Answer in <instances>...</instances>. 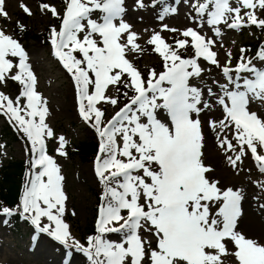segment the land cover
Masks as SVG:
<instances>
[{
	"label": "snow or ice",
	"instance_id": "6c2138e0",
	"mask_svg": "<svg viewBox=\"0 0 264 264\" xmlns=\"http://www.w3.org/2000/svg\"><path fill=\"white\" fill-rule=\"evenodd\" d=\"M150 2L155 5L161 0ZM64 3L62 14L46 2L39 8L60 20L58 28H49L51 54L70 76L79 116L98 138L94 173L104 190L95 232L81 243L63 219L65 177L57 160L48 154L47 141L56 140V152L63 157L68 155V140L57 136L47 123L48 100L37 90L38 78L28 53L3 29L0 83L11 79L21 90L14 99L0 92V115L25 139L30 167L20 204L15 209L0 208V216L19 215L33 226L34 245L46 235L69 249L67 257L74 250L88 264H225L227 257H234L236 264H264V244L237 231L244 191L222 188L212 175L214 169L204 163L205 134L200 119L205 112L221 109L222 118L209 119L208 128L216 134L228 165L238 173L250 154L264 175V118L251 110L257 102L264 106V70L242 57L234 70L222 68L228 83L220 86V93L208 88L209 99H205L204 91L190 81L204 72L200 59L220 66L214 38L196 28L180 30L162 24L145 45L161 58L163 71L151 69L145 78L128 58L142 55L145 47L139 43L141 34L123 19L124 0ZM136 7L144 9V0H136ZM191 7L196 14L193 22L200 29L206 24L217 37L221 25L237 29L249 24L264 29V19L256 15L257 8L264 11V0H238L235 7L230 0H193ZM20 8L26 15H34L26 4L21 3ZM242 10L247 11L241 15ZM176 11L165 6L159 19ZM0 16L9 17L5 0H0ZM18 27L25 30L19 22ZM163 31L181 38L169 44ZM189 47L194 54L185 56ZM257 55L264 60V50ZM121 85L127 102L119 107V97L109 96L108 91L115 88L119 93ZM102 103L119 107L107 121ZM252 183L264 193V182ZM257 208L264 212V203L258 202ZM113 235L118 239H111Z\"/></svg>",
	"mask_w": 264,
	"mask_h": 264
},
{
	"label": "rangeland",
	"instance_id": "374dc122",
	"mask_svg": "<svg viewBox=\"0 0 264 264\" xmlns=\"http://www.w3.org/2000/svg\"><path fill=\"white\" fill-rule=\"evenodd\" d=\"M42 2L55 6L61 14L63 13L65 7L64 0H5V8L9 17L4 18L0 16V29H3L6 34L15 37L17 34L12 30L11 26L13 24L18 26L19 22L20 25L28 24L33 29V32L38 33V35L44 32L46 40L44 42L39 39V36L35 40H28L26 42L20 40L19 42L28 53L29 63L38 78L37 90L48 100L49 115L47 123L53 128L57 136L64 135L68 140V144L66 145L67 156L62 157L57 154L56 140L47 141V152L57 160V163L61 167L62 175L65 177L63 186L67 201L66 213L63 219L70 226L72 235L81 243H86V238L95 232V220L104 186L99 182L94 173V160L97 154L93 158L90 157L87 160H82L76 153L74 146L81 139L92 138L98 141V138L94 130L79 116L73 82L51 54L52 50L48 42L49 28L50 26H57L58 28L60 20L51 16V14L42 13L39 8ZM144 2L146 7L139 9L136 7V0H124L126 14L123 19L133 26L134 31L141 34L142 38L139 43L145 47L144 53L142 55H129L128 58L133 61L135 66L144 74L145 78H147V74L151 69H155L157 73L163 71L161 58L152 52L151 46L145 45V41L149 38L152 31H160L162 24H167L170 28L180 30L188 27L196 28L207 38H214L217 41L213 50L217 53L220 66L211 65L200 59L199 63L204 72L199 79L193 78L190 81L192 86L199 87L204 91L205 99H209L207 96L208 88H212L214 92L220 93V86L228 83L227 78L222 72V68L228 66L234 70L242 57L245 62L251 60L252 65L258 70H264V60H261L257 55V53L264 50V29L249 24H245L237 29H229L227 26L221 25V34L217 37L206 24L200 29L198 22H193V17L196 15L191 7L193 0H161L160 3L155 5L150 0H144ZM21 3L26 4L34 15H26L20 8ZM230 3L235 7L238 0H230ZM165 6L175 8L177 11L175 13L169 12L161 21L159 13ZM244 11L247 10H242L241 15H243ZM256 15L258 18L264 19V11L258 8ZM96 18L97 16L94 15L93 19ZM253 26L255 29L256 27L259 28L257 39H255L257 32L253 30ZM145 29L148 31L145 32ZM162 35L169 44H173L175 39L181 38L177 34L168 31H163ZM250 43L254 47L251 48ZM241 49H245V51L242 53ZM228 53L231 55L229 56ZM193 54L191 47L184 53L185 56ZM13 62L15 63L16 60ZM236 75L235 71H233L232 76L234 79ZM240 75L249 74L241 73ZM249 78L254 77L249 76ZM229 87L231 88L232 85L229 84ZM20 90L21 85L11 79H8L5 83H0V92L13 99L19 94ZM123 91L125 90L122 85L119 93L115 88H110L108 91L109 96L119 97V107H122L127 102V99L122 94ZM131 95L132 93L129 92V96ZM100 107L105 112V121L110 119L119 110V107H114L110 104L102 103ZM251 110L258 112L264 118V106H261L259 102L253 104ZM221 118L222 110L219 108H214L210 113L205 112L200 116L205 134L203 147L204 163L214 169L212 175L214 178L220 180L222 188H245L248 198L254 201L252 203H254V210L258 212L256 213L257 216L260 215L261 217L259 218L264 222V212L259 211L257 208L258 202L264 203V193H261L260 189L252 183V181L264 182V175L259 173L250 154L243 159L240 165L243 169L242 171L236 173L228 165L223 150L218 147L216 134L208 128L209 119L219 120ZM4 122L15 129L7 117L0 115V124ZM207 133L210 135L208 138L206 137ZM27 147L28 145L21 134L17 140L8 143L0 139V165L10 157L25 158L27 156ZM253 197L261 198L257 201ZM73 212L75 215L72 214ZM124 214L126 215V213ZM4 218L0 216V264H64L66 259L70 260V264H72V260L73 264H88L83 254L77 253L74 250H72L73 255L70 258L67 257L65 252L69 249L64 248L55 241H53V245L57 246L56 249L50 250L47 247L38 249L40 242L34 245L31 241L34 228L30 224V221L20 218L21 229L14 233L11 232L8 224L3 223ZM45 222L47 221L45 220ZM42 238L48 240L49 243L52 241L43 234L39 238L40 241ZM110 238L113 240L118 239L116 235ZM250 238L264 244V233ZM229 249L233 250L231 245H229ZM225 264H236L234 257L225 258Z\"/></svg>",
	"mask_w": 264,
	"mask_h": 264
},
{
	"label": "trees",
	"instance_id": "16d2710c",
	"mask_svg": "<svg viewBox=\"0 0 264 264\" xmlns=\"http://www.w3.org/2000/svg\"><path fill=\"white\" fill-rule=\"evenodd\" d=\"M23 26L25 29L24 31H20L16 24L11 26L12 30L16 32L19 40H24L26 42L28 40L38 39L39 36L40 40L43 42L46 41L44 32L38 35V33L33 32V29L28 24H23ZM256 29L255 27L253 28L255 31ZM257 38L258 34L255 35V39ZM251 46L253 45L251 44ZM17 138H19V133L16 129H12L8 123L5 122L0 124V139L8 143L17 140ZM74 148L79 158L82 160H87L98 150L97 144L92 138L77 141ZM28 171V160H23L21 158L10 157L0 165V208L9 207L15 209L18 206L23 183L26 180ZM18 219L19 215L7 218L11 232L15 233L21 229Z\"/></svg>",
	"mask_w": 264,
	"mask_h": 264
},
{
	"label": "bare ground",
	"instance_id": "6f19581e",
	"mask_svg": "<svg viewBox=\"0 0 264 264\" xmlns=\"http://www.w3.org/2000/svg\"><path fill=\"white\" fill-rule=\"evenodd\" d=\"M210 135L209 133L206 134V137L208 138ZM239 188V187H237ZM244 191L245 194V199L242 203V207H243V215L242 217H240L238 219V227H237V231L241 232L242 234H244L246 237L250 238L252 236L255 235H261L262 233H264V222L261 218L260 215L257 216L256 213H258L256 210H254L253 204L252 202H254L253 200L248 198V195H246L247 190L245 188L242 189ZM40 245L38 246V249H44L45 247L49 248L50 250L52 249H56L57 246L53 245V241H51L49 243L48 240L46 239H41ZM37 248V247H36ZM37 249V250H38ZM44 251V250H43ZM69 250H66L65 253H67ZM48 252V251H47ZM58 252V251H57ZM64 252V251H63ZM62 252V254H63ZM73 253V252H72ZM61 255V254H60ZM73 255V254H72ZM51 256V255H50ZM56 256V255H55ZM56 260V259H55ZM54 261V260H53ZM2 262V261H1ZM57 263V262H56ZM73 260H72V264H73ZM2 264V263H1Z\"/></svg>",
	"mask_w": 264,
	"mask_h": 264
}]
</instances>
